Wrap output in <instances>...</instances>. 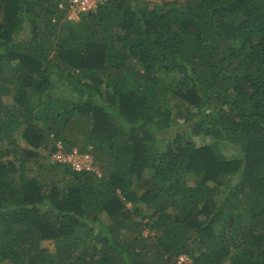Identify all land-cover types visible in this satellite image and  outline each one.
Segmentation results:
<instances>
[{
    "label": "trees",
    "instance_id": "1",
    "mask_svg": "<svg viewBox=\"0 0 264 264\" xmlns=\"http://www.w3.org/2000/svg\"><path fill=\"white\" fill-rule=\"evenodd\" d=\"M62 1L0 0V264H264V0H106L76 23ZM57 143L94 145L100 176L30 173Z\"/></svg>",
    "mask_w": 264,
    "mask_h": 264
},
{
    "label": "rangeland",
    "instance_id": "2",
    "mask_svg": "<svg viewBox=\"0 0 264 264\" xmlns=\"http://www.w3.org/2000/svg\"><path fill=\"white\" fill-rule=\"evenodd\" d=\"M136 1L139 2V0H136ZM192 2H194V0H180L179 5L180 6H184L186 3L191 4ZM65 22L66 21H64V23ZM64 23L61 22L62 27L65 26ZM20 35L25 37V36H27V32L24 31ZM174 76L175 75H173V74H163L161 76L162 80H163V85L166 86L168 84H171L172 81H174L173 79H175ZM51 94L54 97H58V98H62V99L63 98H65V99L71 98L70 90L65 85H63L62 83L56 82V81L53 82V89H52V93ZM160 97L161 96H158L155 100L159 101L161 99ZM3 100H4V102L7 105L12 103L10 95L4 97ZM174 105H175V103H173V100H170L169 103H168V106L171 109L174 108V109H172L173 110V115H172L171 122L173 124L180 123V125H182L183 124V120L186 118L185 116H186L187 111H188V106L187 105L174 106ZM76 134H78V132H76ZM80 135L79 134L77 135L79 139H80ZM183 135L187 139H192L193 143L197 147H201V146H204V145H209V144H212V142H213L212 140L207 139V138H203V137H190L188 132H184ZM168 138H170V135L165 137V139H168ZM165 139L163 140V142H166ZM19 142L21 143V141H19ZM162 144H163L162 140L161 141H155L154 144H153V147H154L153 150L160 151V149L162 147ZM218 146H219L220 152L222 153L224 158H226L227 160L236 159V158L239 157V154H238V151H237L236 147H234V146H232V145H230V144H228L226 142H218ZM0 147L1 148H5L6 144L5 143H0ZM49 147H47L46 150L41 149L38 152L36 151V153H39L41 156L43 155L45 158L44 159L38 158V160H36V161H33V160L29 161L28 165L32 166L30 168L31 169L30 173H33L39 179H42V180H46V181L54 180V181L59 182V183L63 182V184H71L72 183V177H70L68 175L63 177L60 174V172L57 173V172H53V171H50V170H49V172H46L48 170V168L44 169V170L41 168V166H47V165L54 166V164H56V163L53 162L52 156H50V157L47 156L46 152H48V150L50 149ZM87 147H88L86 149L87 151H89L90 148H91L92 154H90L89 152H82V151H79L77 149H74V150L78 151L81 156L86 158L84 160L85 162H83V161H81V162L87 169H89L88 171H93V172H95L97 174V176H100V172L98 170V167L96 166L97 162L95 161V158H96V156L100 155L101 158L106 160L107 156H103L102 152H98L99 150L94 148V145H89ZM93 149L96 150L97 153L96 152L93 153ZM99 149L103 150V151H105V150L107 151L108 150L106 145L102 146ZM10 158L11 157L5 158L4 161L10 160ZM189 179H192V178L189 177ZM190 181H192V180H190ZM235 181H236V179H230L231 183H235ZM127 206L129 207V205H127ZM140 208H141V214L143 215L145 213V211L143 210V206H140ZM143 222H145V220H143ZM149 233H150L149 230H144L142 232V235H143V237L144 236H148ZM149 235H151V233ZM40 246L42 248H44V249H47L50 252H52L53 248H54V244L51 241H44V242L41 243ZM186 264H190L189 261Z\"/></svg>",
    "mask_w": 264,
    "mask_h": 264
},
{
    "label": "built area",
    "instance_id": "3",
    "mask_svg": "<svg viewBox=\"0 0 264 264\" xmlns=\"http://www.w3.org/2000/svg\"><path fill=\"white\" fill-rule=\"evenodd\" d=\"M106 0H63L59 5V10L64 14V19L69 22H77L81 15L93 12L98 6L104 4ZM56 152L51 156L54 163L69 167L72 171H88L81 161L85 162V157L78 151L64 152L62 146L56 144ZM188 260L185 256L178 258V264H186Z\"/></svg>",
    "mask_w": 264,
    "mask_h": 264
},
{
    "label": "clouds",
    "instance_id": "4",
    "mask_svg": "<svg viewBox=\"0 0 264 264\" xmlns=\"http://www.w3.org/2000/svg\"><path fill=\"white\" fill-rule=\"evenodd\" d=\"M63 20L66 21V20L64 19V14H63ZM78 21H79V20H78ZM67 22H69V21H67ZM70 23H76V22H70Z\"/></svg>",
    "mask_w": 264,
    "mask_h": 264
}]
</instances>
